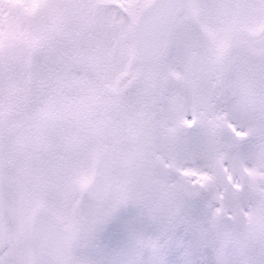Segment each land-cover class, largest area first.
<instances>
[{
  "label": "snow or ice",
  "instance_id": "snow-or-ice-1",
  "mask_svg": "<svg viewBox=\"0 0 264 264\" xmlns=\"http://www.w3.org/2000/svg\"><path fill=\"white\" fill-rule=\"evenodd\" d=\"M0 264H264V0H0Z\"/></svg>",
  "mask_w": 264,
  "mask_h": 264
},
{
  "label": "rangeland",
  "instance_id": "rangeland-1",
  "mask_svg": "<svg viewBox=\"0 0 264 264\" xmlns=\"http://www.w3.org/2000/svg\"><path fill=\"white\" fill-rule=\"evenodd\" d=\"M62 2L63 0H13L14 5H25L27 10L33 15L38 14L44 5L56 4ZM73 15L74 13L72 12L64 13L61 16V23L63 24L71 23L73 19ZM84 38L85 36L83 33L73 34V36L67 38L61 36H57L55 38L45 37L44 39L36 43L35 46L33 47L30 61L43 63L48 58H50L54 54V52L59 50H69L72 47H74L78 41H82ZM24 70H26V65L21 69H17V71L13 73V79H15L17 75ZM177 106L181 110L187 113V117H186L187 120H189V118L192 120L193 117H195V119H198V121H196L197 122L196 126L199 127L200 113H202L206 107V101L203 97H201L199 94L189 89L179 99ZM228 117L232 120V122H234V124L240 127L239 123L233 120L231 113H229ZM240 130L243 131V128L241 127Z\"/></svg>",
  "mask_w": 264,
  "mask_h": 264
}]
</instances>
